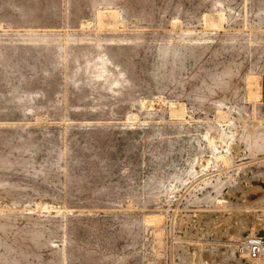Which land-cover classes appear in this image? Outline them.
I'll use <instances>...</instances> for the list:
<instances>
[{"label": "rangeland", "instance_id": "rangeland-1", "mask_svg": "<svg viewBox=\"0 0 264 264\" xmlns=\"http://www.w3.org/2000/svg\"><path fill=\"white\" fill-rule=\"evenodd\" d=\"M1 53L0 264H257L264 0H0Z\"/></svg>", "mask_w": 264, "mask_h": 264}, {"label": "built area", "instance_id": "built-area-1", "mask_svg": "<svg viewBox=\"0 0 264 264\" xmlns=\"http://www.w3.org/2000/svg\"><path fill=\"white\" fill-rule=\"evenodd\" d=\"M241 248L252 262L264 264V234L256 233L247 236Z\"/></svg>", "mask_w": 264, "mask_h": 264}, {"label": "bare ground", "instance_id": "bare-ground-1", "mask_svg": "<svg viewBox=\"0 0 264 264\" xmlns=\"http://www.w3.org/2000/svg\"><path fill=\"white\" fill-rule=\"evenodd\" d=\"M19 5H20V4H19ZM21 8H22V7H21ZM167 48H168V47H167ZM181 48H182V47H181ZM178 49H179V48H178ZM178 49L173 50V55H174L175 58H176V57H181V54H180V53H181V52H180L181 49H180V51H179ZM186 49H187V48H186ZM186 49H185V50H186ZM21 50H22V49H21ZM2 51H3V50H2ZM5 51H6V50H5ZM17 51H18V50H17ZM42 51H43V50H42ZM165 51H166V50H165ZM182 51H183V50H182ZM45 52H46V51H45ZM168 52H169V51H168ZM185 52H186V51H184L183 53H185ZM2 53H3V52H2ZM2 53H1L0 55H2ZM14 53H15V52H14ZM20 53H21V52H20ZM39 53H40V51H39ZM109 53H110V52H109ZM165 53H167V52H165ZM3 54H4V53H3ZM87 54H88V53H87ZM168 54H169V53H168ZM6 55H7V54H6ZM14 56H15V55H14ZM20 56H22V55H20ZM31 56H32V55H31ZM110 56H112V54H111ZM183 56H186V55L183 54L182 57H183ZM2 57H3V55H2ZM39 57H40V56H39ZM3 58H4V57H3ZM5 58H6V57H5ZM7 58H8V56H7ZM17 58H18V57H17ZM102 58H103V56H102ZM107 58H108V56H107ZM9 59H10V57H9ZM104 59H106V58L104 57ZM10 60H12V59H10ZM26 60H27V59H26ZM36 60H37V59H36ZM39 60H40V59H39ZM48 60H49V59H48ZM1 61H2V59H1ZM4 61H6V60H4ZM16 61H18V60H16ZM100 61H101V60H100ZM180 61H181V60H180ZM7 62H9V60H7ZM21 62H22V61H21ZM21 62H20V63H21ZM25 62H26V61H25ZM27 62H28V60H27ZM105 62L107 63V61H105ZM181 62H182V61H181ZM3 63H4V62H2V65H1V66H3ZM10 63H11V61H10ZM13 63H14V61H13ZM33 63H34V62H33ZM33 63H32V64H33ZM103 63H104V62H103ZM27 64H28V63H27ZM29 64H30V63H29ZM34 64H35V63H34ZM182 64H183V63H182ZM5 65H6V64H5ZM7 65H8V64H7ZM12 65H13V64H12ZM19 65H20V64H19ZM98 65H99V64H98ZM8 66L10 67V65H8ZM13 66H14V65H13ZM16 66H17V65H16ZM20 66H23V65H20ZM20 66H19V67H20ZM30 66H31V65H30ZM36 66H37V65H36ZM36 66H35V67H36ZM44 66H45V65H44ZM92 66H93V65H92ZM96 66H97V65H96ZM175 66H176V65H175ZM5 67H6V66H5ZM9 67H8V68H9ZM19 67H18V68H19ZM27 67H28V66H27ZM27 67H26V68H27ZM94 67H95V66H94ZM100 67H101V64H100ZM28 68L30 69V67H28ZM101 68H102V67H101ZM101 68H99V69L101 70ZM103 68H104V67H103ZM4 69H5V68H4ZM6 69H7V68H6ZM11 69H12V68H11ZM13 69H14V68H13ZM13 69H12V70H13ZM18 70L20 71L21 68L18 69ZM18 70H17V71H18ZM30 70H32V68H31ZM36 70H37V69H36ZM36 70H35V71H36ZM103 70L105 71V69H102V71H103ZM169 70H170V69H169ZM171 70H172V69H171ZM9 71H10V70H9ZM14 71H15V70H14ZM47 71H48V70H47ZM104 71H103V72H104ZM156 71H157V70H156ZM21 72H22V71H21ZM98 72H99V71H98ZM106 72H107V71H106ZM10 73H11V71H10ZM22 74H24V73L22 72ZM93 74H94V73H93ZM99 74H100V72H99ZM105 74H106V73H105ZM157 74H158V73H157ZM100 75H101V74H100ZM25 76H26V75H25ZM106 77H107V76H106ZM27 78H28V77H27ZM105 79H106V78H105ZM117 79H118V78H117ZM119 79H120V78H119ZM117 82H118V81H117ZM119 82H120V81H119ZM9 86H10V85H9ZM10 87H11V86H10ZM2 95H3V94H2ZM22 96H23V95H22ZM24 96H25V95H24ZM26 97H27V96H26ZM99 97H100V96H99ZM0 98H1V97H0ZM13 98H14V97H13ZM20 98H21V97H20ZM259 98H260V97H259ZM21 99H22V98H21ZM28 100H29V99H28ZM28 100H27V101H28ZM21 142H22V141H21ZM21 142H20V143H21ZM23 143H24V142H22L21 144L23 145ZM24 145H25V143H24ZM24 145H23V146H24ZM66 147H67V146H66ZM48 149H49V148H48ZM69 150H70V149H69ZM34 151H35V150H34ZM66 151H67V150H66ZM66 153H67V152H66ZM72 153H73V152H72ZM48 159H49V158H48ZM40 162H41V161H40ZM45 163H46V162H45ZM39 165H40V164H39ZM42 166H44V165H42ZM168 166H169V165H168ZM29 168H30V166H29ZM40 168H41V167H40ZM45 168H46V167H45ZM157 172H158V171H157ZM146 176H147V175H146ZM160 176H161V175H160ZM164 176H165V175H164ZM167 178H168V177H167ZM147 179H149V178H147ZM263 234H264V233H263Z\"/></svg>", "mask_w": 264, "mask_h": 264}, {"label": "water", "instance_id": "water-1", "mask_svg": "<svg viewBox=\"0 0 264 264\" xmlns=\"http://www.w3.org/2000/svg\"><path fill=\"white\" fill-rule=\"evenodd\" d=\"M262 234V233H261Z\"/></svg>", "mask_w": 264, "mask_h": 264}]
</instances>
